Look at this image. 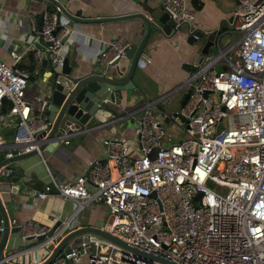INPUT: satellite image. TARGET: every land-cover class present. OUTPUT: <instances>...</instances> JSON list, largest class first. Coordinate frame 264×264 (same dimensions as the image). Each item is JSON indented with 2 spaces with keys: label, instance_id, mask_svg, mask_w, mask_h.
Listing matches in <instances>:
<instances>
[{
  "label": "built area",
  "instance_id": "obj_1",
  "mask_svg": "<svg viewBox=\"0 0 264 264\" xmlns=\"http://www.w3.org/2000/svg\"><path fill=\"white\" fill-rule=\"evenodd\" d=\"M161 8L174 28L183 24L194 34L193 12L183 0H163ZM59 11L43 9L38 27L34 15H28L33 33L27 49L35 64L40 59L36 40L46 43L52 64H61L63 42L72 29L59 25ZM225 22V31H215V52L196 61L182 81L188 86L187 97L169 115L184 137L166 141L161 122L165 115L153 111L168 93L145 98L129 112L135 114V154L121 139L104 138L103 154L87 161L85 173L64 182L50 176L30 196L69 199L73 215L87 204H100L110 217L102 229L127 246L176 264H264V0H235ZM222 33L228 34L223 44ZM128 44L121 36L110 39L97 48L95 61L109 64L124 55ZM9 58L0 59V106L3 100L7 103L0 110L3 158L30 151L40 155L39 144L50 124L49 100L39 95L25 98L34 70L18 66L20 54L15 50L9 51ZM8 129L5 141L2 132ZM13 173L9 162L0 165V178L9 184ZM67 221L54 217L44 224L11 218L9 225L24 243L0 261L54 243ZM81 257L88 264H166L94 234L51 264H76Z\"/></svg>",
  "mask_w": 264,
  "mask_h": 264
},
{
  "label": "crops",
  "instance_id": "obj_2",
  "mask_svg": "<svg viewBox=\"0 0 264 264\" xmlns=\"http://www.w3.org/2000/svg\"><path fill=\"white\" fill-rule=\"evenodd\" d=\"M163 0H60L63 12L59 11L60 26H69L72 34L64 40V56L72 67V76H83L95 70V52L98 47L110 39L121 36L128 43H137L144 32V23L137 17L117 20L95 21L100 17H116L131 13H142L149 19V11L158 8ZM187 9L193 12L190 25L194 30L208 33L211 30L225 31L226 22L234 8L235 0H183ZM43 9L56 11L53 3L47 0H0V59L10 62L9 51L20 54L18 66L33 71L25 85V98L39 95L46 98L47 80L51 74L47 63L41 64V54L47 53L46 43L34 41V46L40 51V59L35 64L31 52L28 51V35L33 33L28 15L36 17ZM153 20L152 17L149 19ZM35 27H38L37 20ZM165 36L150 32V38L145 44V54L148 61L131 75L133 86L126 84L127 89L114 91L115 103H107L108 110H100L96 116L79 129H72L70 135L62 139L47 141L44 149L22 159L10 161L13 167L12 184L20 188L12 193V201L7 205L8 219H32L39 223L50 224L54 217L68 220L66 229L83 225H106L108 213L100 204H87L74 215L71 214L74 204L71 200L56 194H48L44 199H34L30 196L33 189H41L52 176L58 182L73 179L83 174L87 161L99 157L104 152L102 140L107 137L121 139L131 154L137 152L133 135L135 110L145 98H155L168 93L164 101L157 103L158 114L165 112L163 123L165 140L173 142L184 137V132L171 120L169 115L179 106L188 86L182 81L196 67L198 59L195 44L188 43L187 29ZM228 34L220 35V43L227 41ZM212 48L215 49L213 45ZM211 48V49H212ZM214 50H211L213 52ZM202 59L204 58L201 57ZM51 63L49 59L46 60ZM121 59L120 62H124ZM104 67L106 65H103ZM122 78V77H118ZM162 119V120H163ZM11 130H5V141ZM67 138L68 142L63 143ZM3 158V148L0 147V160ZM19 175H14L17 169ZM19 181L20 186L16 184ZM65 229V230H66ZM64 230V231H65ZM24 242L15 232L6 239L5 252L19 249ZM47 255L43 247H36L17 255L9 260L14 264H33ZM76 264H88L81 257Z\"/></svg>",
  "mask_w": 264,
  "mask_h": 264
},
{
  "label": "water",
  "instance_id": "obj_3",
  "mask_svg": "<svg viewBox=\"0 0 264 264\" xmlns=\"http://www.w3.org/2000/svg\"><path fill=\"white\" fill-rule=\"evenodd\" d=\"M62 12L60 0H47ZM59 12H56L58 16ZM137 17L144 23V32L137 43H129L124 49V55L114 59L105 67L104 64H98L93 72L83 76H72V67L70 66L67 57H63L61 64L48 63V53H42L41 64L47 63V67L51 74V78L47 80L46 97L49 100V105L46 109L47 120L50 122L48 130L45 134V140L39 144V150L45 148L47 141H55L60 139L58 136L63 133L70 132L72 129H79L86 122L92 120L100 110H108L107 103H112L114 99V91L127 89L126 84L133 86L131 75L134 71L140 69L144 65L145 44L150 38V32L161 33L168 36L179 29H186L185 25L173 27L174 21L162 11L161 5L149 11L150 21L142 13H131L127 15H119L116 17H100L93 19L95 21H110ZM37 22L40 21V14L36 17ZM215 30L204 33L200 30H194L193 35H188V43L195 44L197 50V60L200 61L205 55L211 52L213 46V37ZM125 59L124 62H120ZM122 77V78H118ZM187 97L185 93L180 101V105L184 103ZM106 99L103 103L102 100ZM154 112H158V108H153ZM160 114L165 115V112ZM43 132L40 133V135ZM34 151L13 155L10 158H2L0 165L5 162L22 159ZM21 169L15 171V176L19 175ZM20 190L15 184H9L6 180L0 178V258L5 255V242L9 234L15 233L14 226L9 225V219L6 212V207L12 201V193H17ZM64 227L61 236L53 243L46 244L43 248L47 251V255L40 261L33 264H51L55 258L62 257L70 248L77 246L81 241L85 242L87 234H94L102 237L111 243L135 251L147 257L157 259L166 264H176L163 257L152 255L134 247L127 246L121 239L105 231L99 226L83 225L66 229ZM65 230V231H64ZM50 230L48 231V233ZM43 236H38L41 239ZM8 254V253H6ZM0 264H14L11 262H1Z\"/></svg>",
  "mask_w": 264,
  "mask_h": 264
},
{
  "label": "rangeland",
  "instance_id": "obj_4",
  "mask_svg": "<svg viewBox=\"0 0 264 264\" xmlns=\"http://www.w3.org/2000/svg\"><path fill=\"white\" fill-rule=\"evenodd\" d=\"M211 50H214L213 52H215V49L214 48H212ZM216 68L217 69H220V66L217 65ZM161 122H163L165 124V123H167V119H165V118L163 120L161 119ZM164 134H165V131H164ZM16 184L20 186L21 183L19 181H17ZM109 220H110V217L107 218V222H109Z\"/></svg>",
  "mask_w": 264,
  "mask_h": 264
},
{
  "label": "trees",
  "instance_id": "obj_5",
  "mask_svg": "<svg viewBox=\"0 0 264 264\" xmlns=\"http://www.w3.org/2000/svg\"><path fill=\"white\" fill-rule=\"evenodd\" d=\"M7 103L3 100L2 105L0 106V110L4 109L6 107Z\"/></svg>",
  "mask_w": 264,
  "mask_h": 264
}]
</instances>
